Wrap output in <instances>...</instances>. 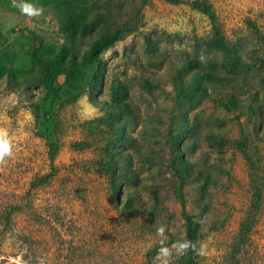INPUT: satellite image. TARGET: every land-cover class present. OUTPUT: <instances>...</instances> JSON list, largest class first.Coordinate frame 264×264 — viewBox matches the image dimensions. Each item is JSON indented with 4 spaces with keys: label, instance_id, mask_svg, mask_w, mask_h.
Masks as SVG:
<instances>
[{
    "label": "rangeland",
    "instance_id": "obj_1",
    "mask_svg": "<svg viewBox=\"0 0 264 264\" xmlns=\"http://www.w3.org/2000/svg\"><path fill=\"white\" fill-rule=\"evenodd\" d=\"M191 1L85 0L96 24L79 55L101 33L121 37L100 53L102 82L92 85L94 67L81 68L70 82L59 77L56 96L39 83L28 53L35 41L24 37L63 43L54 9L0 1L1 51L16 53L14 80L0 79V140L9 145L0 158V264H183L186 215L198 227L197 264H264V0H207L214 20ZM214 27L240 56L241 76L203 91L187 62L220 60L205 47ZM118 82L132 111L108 124ZM231 94L233 106L218 103ZM105 147L142 210H126L124 188L112 195L97 171Z\"/></svg>",
    "mask_w": 264,
    "mask_h": 264
},
{
    "label": "trees",
    "instance_id": "obj_2",
    "mask_svg": "<svg viewBox=\"0 0 264 264\" xmlns=\"http://www.w3.org/2000/svg\"><path fill=\"white\" fill-rule=\"evenodd\" d=\"M3 3L14 0H0ZM8 1V2H6ZM16 5L9 6L14 11H21L22 8L31 5L48 6L54 9L59 31L64 37L63 43L57 47H51L41 43L39 37L31 34H24L25 38L33 39L35 44L29 47L28 53L31 55L32 61L39 66L38 81L47 89V94L56 96L60 90L58 79L63 77L66 82L77 78L81 68H92V85H97L102 82V59L100 53L108 46L120 39V31L105 32L99 34L93 39L88 50L79 55V45L82 43V36L91 32L95 27V20H90L85 11V0H15ZM176 1V0H170ZM190 5L193 9L204 13L211 20H214L215 15L212 5L207 0H192ZM5 41V35L0 28V51ZM38 43H37V42ZM148 45L152 46L150 40ZM206 49L219 55L220 60L209 61L208 66L204 67L201 59H189L187 64L195 69L197 75L196 86L206 91L205 85H233L237 83L239 76L237 69L241 64L240 56L235 53L230 43L223 37L218 27H214L213 34L210 39L205 42ZM16 58V53L13 51L0 52V79L4 76L8 81L14 80L12 69L9 67L10 62ZM204 85V86H203ZM225 99L218 100L220 105L228 107L234 105V95H228ZM105 120L108 124L118 120L124 114H129L132 111L129 101L128 87L123 82H118L112 91V99L107 103L105 108ZM117 132L111 142H116L121 137ZM51 156L56 152L57 146L54 142L50 143ZM176 159L181 160L179 154H176ZM97 171L102 176L106 177L109 191L114 196H119L124 188L125 201L123 207L129 211L142 210L141 200L137 198L135 193L126 189L127 175L121 169L119 161L116 157V152L113 148L105 147L103 157L97 163ZM258 208V203L253 204ZM254 215L247 216L239 225V236L244 238V235L249 232L252 225ZM185 237L187 241L186 252L183 256V264H197L196 257L198 254V227L193 216H185Z\"/></svg>",
    "mask_w": 264,
    "mask_h": 264
},
{
    "label": "clouds",
    "instance_id": "obj_3",
    "mask_svg": "<svg viewBox=\"0 0 264 264\" xmlns=\"http://www.w3.org/2000/svg\"><path fill=\"white\" fill-rule=\"evenodd\" d=\"M9 154V145L6 139L0 140V158Z\"/></svg>",
    "mask_w": 264,
    "mask_h": 264
}]
</instances>
